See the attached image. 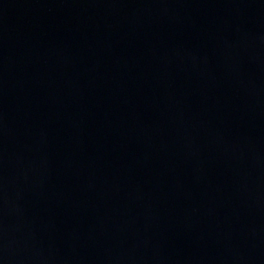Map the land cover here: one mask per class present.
Wrapping results in <instances>:
<instances>
[{"label":"water","instance_id":"water-1","mask_svg":"<svg viewBox=\"0 0 264 264\" xmlns=\"http://www.w3.org/2000/svg\"><path fill=\"white\" fill-rule=\"evenodd\" d=\"M0 264H264V0H0Z\"/></svg>","mask_w":264,"mask_h":264}]
</instances>
